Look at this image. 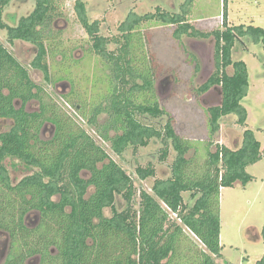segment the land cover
<instances>
[{
	"label": "trees",
	"instance_id": "trees-1",
	"mask_svg": "<svg viewBox=\"0 0 264 264\" xmlns=\"http://www.w3.org/2000/svg\"><path fill=\"white\" fill-rule=\"evenodd\" d=\"M14 1L0 0V31H8L11 44H33L38 53L31 67L51 81L47 58L57 50L53 47L61 32L54 29V23L62 15L58 9L63 0H34V11L10 26L3 14ZM194 2L186 0L177 14L161 11L142 16L130 12L120 27L123 41H117L120 48L116 52L109 50L111 41L100 35L99 22L90 23L83 0L76 1L78 19L93 40L91 50L103 59L108 72L101 91L94 96L96 104L72 101V107L118 156L155 138L171 140L177 152L172 176L155 181L154 195L141 192L138 210L132 206L123 211L116 208L117 196L132 201L136 194L131 177L82 123L47 96L27 67L0 42V120L12 122L9 131L0 132V231L10 238L3 264H28L33 259H38V264H216L215 257L223 251L222 189L238 181L244 187L254 181L247 169L263 159L264 150L255 132L246 129L238 149L217 145L211 152L210 143L202 171L195 172V166H200L187 158L191 143L178 134L174 117L161 106L156 94V79L175 69L164 68L155 54L150 55V41L139 31L145 21L155 20L175 26L173 35L179 44L187 36L215 40V71L198 90L204 94L217 87L222 93V103L208 109L209 137L213 140L220 132L222 118L235 115L239 125L247 123L243 100L250 91V74L244 61L233 59V51L244 38L264 49V28L224 24L223 29L204 32L188 21ZM181 48L185 46L181 44ZM189 57L198 72L197 59ZM34 101L39 109L30 112L28 106ZM103 116L106 119L101 122ZM145 116L167 117L163 130L145 124ZM47 126L53 134L45 139ZM8 159L36 171L14 185L5 165ZM85 173L89 176L84 177ZM139 176L146 180L154 172L140 169ZM185 193L191 194V206L185 204ZM107 209L112 210L110 217L105 214ZM32 215L39 218L35 225L29 222ZM184 226L204 250L185 235ZM262 235L264 240V228ZM255 264H264V256Z\"/></svg>",
	"mask_w": 264,
	"mask_h": 264
},
{
	"label": "rangeland",
	"instance_id": "rangeland-1",
	"mask_svg": "<svg viewBox=\"0 0 264 264\" xmlns=\"http://www.w3.org/2000/svg\"><path fill=\"white\" fill-rule=\"evenodd\" d=\"M77 0H63L58 11L60 15L54 29L61 32L58 43L54 44L55 53L47 58L50 68L51 81L46 80L43 72L31 67L37 56V48L28 42L15 41L10 43L8 31H0V42L24 66L27 67L32 80L44 89V92L53 102L74 120L81 122L84 128L105 148L111 158L117 162L126 174L131 177L136 194L132 201L122 195L116 198V208L120 211L129 206L139 209L140 193L148 192L154 195L152 187L156 180L168 179L172 176L173 163L177 152L172 141L164 138L152 139L145 146L137 149H128L123 156L115 154L109 143L101 140L95 129L84 123L79 110L72 107V101H85L87 104H96L95 97L101 91L105 74L103 59L92 51L93 40L81 25L76 12ZM87 9L90 23L99 22L100 35L111 42L110 51L120 48L117 41H123L121 25L130 12L145 16L158 12H181L186 0H83ZM227 8V17L224 16V6ZM35 8L34 0H15L4 10L5 22L13 26L22 17L30 15ZM188 21L197 29L211 32L228 26L254 25L264 28V0H195ZM175 26L164 25L157 21H145L139 32H143L148 43L150 55L155 54L164 68L175 71L163 72L156 79L157 97L161 106L175 119L178 134L191 143V150L187 155L193 160L195 172L202 171V165L207 156V147L215 152L217 145L230 149H238L243 142L246 129L255 132L257 139L264 150V49L255 45L249 38L238 42L233 51L235 61H244L250 74V91L243 100L248 111L245 126L237 123V117L231 115L221 120L220 132L210 139L208 109L222 103L220 88H214L207 94H199L198 90L215 71L214 51L215 40H198L185 37L181 44L174 38ZM138 45L137 35L133 38ZM194 56L199 65L195 72V63L189 57ZM206 67V69H205ZM204 68V69H203ZM178 72V73H177ZM232 74L233 70L229 69ZM38 102H32L28 111L39 109ZM106 119L101 118V122ZM141 119V118H140ZM142 121L157 129L163 130L167 117L152 119L142 117ZM12 122L0 120V132L9 131ZM52 127L47 126L43 138L52 136ZM164 152L166 153L164 155ZM5 165L9 171L13 184L19 183L24 177L33 174L36 170L28 168L19 160L8 159ZM152 170L154 176L144 180L139 176V170ZM247 172L254 177L249 185L244 187L240 181L233 187L224 188L221 192V244L222 255L215 257L216 264H255L264 256V153L263 159L250 166ZM89 174L85 173L84 177ZM185 204L191 206L194 202L190 193L183 194ZM55 200H59L56 197ZM106 216L112 215V210L105 211ZM176 219L175 215H172ZM38 215L29 218L31 225L38 222ZM185 234L200 249L203 244L194 234L184 226ZM10 238L0 231V264L8 256ZM38 259L28 264H38Z\"/></svg>",
	"mask_w": 264,
	"mask_h": 264
},
{
	"label": "flooded vegetation",
	"instance_id": "flooded-vegetation-1",
	"mask_svg": "<svg viewBox=\"0 0 264 264\" xmlns=\"http://www.w3.org/2000/svg\"><path fill=\"white\" fill-rule=\"evenodd\" d=\"M203 69H204V68H203ZM205 69H206V67H205ZM209 78H210V77H209ZM207 81H208V80H207ZM205 83H206V82H205ZM205 83H204V84H205ZM214 88H217V87H214ZM214 88H211L209 91H211V90L214 89ZM209 91L206 92V93H204V94L209 93ZM71 106H72V105H71ZM213 107H215V106H213ZM75 110H76V109H75ZM83 118H84V117H83ZM84 119H85V118H84ZM85 120H86V119H85ZM80 123H81V122H80ZM84 123L88 124L87 120H86ZM5 260H6V259H5ZM4 262H5V261H4ZM4 262H3V263H4ZM3 263H2V264H3Z\"/></svg>",
	"mask_w": 264,
	"mask_h": 264
}]
</instances>
